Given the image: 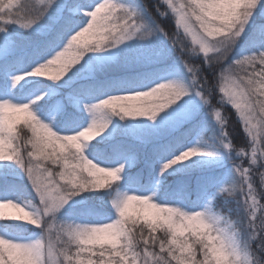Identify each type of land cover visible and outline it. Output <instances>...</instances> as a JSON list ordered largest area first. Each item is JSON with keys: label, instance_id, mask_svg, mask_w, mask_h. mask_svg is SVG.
I'll return each mask as SVG.
<instances>
[{"label": "snow or ice", "instance_id": "1", "mask_svg": "<svg viewBox=\"0 0 264 264\" xmlns=\"http://www.w3.org/2000/svg\"><path fill=\"white\" fill-rule=\"evenodd\" d=\"M261 169L264 0H0V264H264Z\"/></svg>", "mask_w": 264, "mask_h": 264}, {"label": "trees", "instance_id": "2", "mask_svg": "<svg viewBox=\"0 0 264 264\" xmlns=\"http://www.w3.org/2000/svg\"><path fill=\"white\" fill-rule=\"evenodd\" d=\"M145 3H149V4H155L157 2V0H144ZM162 11L164 10L163 8L161 9ZM162 26L165 27L166 30L168 31H176L177 29L175 28V23L174 20L169 17L167 20H162L161 21ZM174 58L175 57H179L180 53L176 52L173 54ZM186 60H188L189 63H193L196 64L197 66H199V59L196 58H189V57H185ZM218 99V97H217ZM214 103H216V101H213ZM222 113L224 114L226 120L229 121V125H228V130L229 132H231L233 125L235 124V110L231 107V106H225L221 108ZM214 123V121H213ZM241 161H237V163H240ZM245 166H247V164L245 163ZM261 171H264V169H261ZM23 182L26 183V177L22 178ZM255 180H256V186L259 188V173L256 174L255 176ZM87 195V194H85ZM262 203H264V201H262ZM225 215H228V213L225 211L224 213ZM234 219V217H233ZM38 231V230H37ZM24 232L26 235H31L32 234V226L31 225H25L24 226Z\"/></svg>", "mask_w": 264, "mask_h": 264}, {"label": "rangeland", "instance_id": "3", "mask_svg": "<svg viewBox=\"0 0 264 264\" xmlns=\"http://www.w3.org/2000/svg\"><path fill=\"white\" fill-rule=\"evenodd\" d=\"M230 106V105H229ZM234 109V108H233ZM235 110V109H234ZM8 211H12V210H8Z\"/></svg>", "mask_w": 264, "mask_h": 264}]
</instances>
